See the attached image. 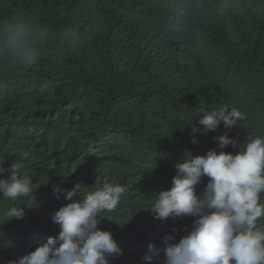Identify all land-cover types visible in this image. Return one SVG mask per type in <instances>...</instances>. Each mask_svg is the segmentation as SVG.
<instances>
[{
    "label": "trees",
    "instance_id": "obj_1",
    "mask_svg": "<svg viewBox=\"0 0 264 264\" xmlns=\"http://www.w3.org/2000/svg\"><path fill=\"white\" fill-rule=\"evenodd\" d=\"M13 18L45 42L28 63L0 61V159L18 164L34 191L33 207L15 202L23 219L0 211V264L58 235L51 214L70 201L53 185L78 182L82 195L105 182L125 187L116 210L98 217L115 218L98 227L123 249L110 264H149V244L150 264H162L163 237L178 242L194 222L146 210L171 188L174 165L219 152L213 137L226 131L237 145L223 151L233 154L264 136V0H0V26ZM221 103L246 119L198 131L193 143L187 126ZM9 206L0 199V210Z\"/></svg>",
    "mask_w": 264,
    "mask_h": 264
},
{
    "label": "clouds",
    "instance_id": "obj_2",
    "mask_svg": "<svg viewBox=\"0 0 264 264\" xmlns=\"http://www.w3.org/2000/svg\"><path fill=\"white\" fill-rule=\"evenodd\" d=\"M44 42L42 32L13 18L0 26V61L28 63L38 55ZM245 119L246 114L239 108L221 103L204 111L187 127L191 128L192 142L198 143V131L204 134L216 130L221 123L230 130ZM213 139L221 150L211 149L199 156L186 154L174 165L171 188L155 194L146 209L160 220L194 218L193 226L178 242H174L173 235L163 237L162 264H264V136L249 135L235 154L223 151L229 145H237L227 131ZM23 155L27 157L28 153ZM4 162L0 159V177L5 172L8 175L0 178V199L11 206L0 211L8 221L23 219L22 204L16 206L15 202L28 198L25 203L34 206L33 182L18 164L5 169ZM204 177L208 182L198 194L197 185ZM83 187L79 182L68 190L53 185L54 192L64 194L70 201L51 214L52 222L58 225V235L48 237L9 264H110L111 258L123 255L111 231L98 227L104 218H115L98 217L116 210L125 187L105 182L82 195ZM75 196L82 199L73 200ZM154 248L149 244V250L141 257L143 262L153 261Z\"/></svg>",
    "mask_w": 264,
    "mask_h": 264
}]
</instances>
